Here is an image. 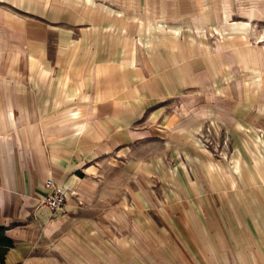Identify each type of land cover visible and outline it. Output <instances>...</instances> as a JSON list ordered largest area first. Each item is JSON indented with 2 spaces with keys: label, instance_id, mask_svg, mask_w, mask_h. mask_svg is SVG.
I'll use <instances>...</instances> for the list:
<instances>
[{
  "label": "rangeland",
  "instance_id": "obj_1",
  "mask_svg": "<svg viewBox=\"0 0 264 264\" xmlns=\"http://www.w3.org/2000/svg\"><path fill=\"white\" fill-rule=\"evenodd\" d=\"M107 4L120 7L106 2L91 6L84 0H0V99H14L18 90L29 110L31 93H38L40 100L47 94L48 99L56 97L55 91L48 93L38 83L73 84L69 75L84 70L103 74L104 79L112 76L123 90L131 88L135 99L145 96L149 101L135 109L138 114L131 128L149 130L129 140V147L120 145L111 155L105 154L97 170L107 181L104 195L117 201L114 226L129 235L135 228L130 214L145 207L151 217L146 223L156 242L159 227L172 235L177 227L196 232L206 211H222L223 205L212 204V197L224 195V180L235 185L249 177L264 182V63L259 59L264 53V23L250 22L256 36L263 34L257 39L239 24L232 28L228 14L221 19L213 16L207 27L162 20L150 33L142 5L134 13L124 10L118 19L107 15ZM135 15L138 20L132 25ZM114 45L118 59L102 63L94 59L99 51L106 53ZM129 55L135 59L128 60ZM155 62L158 68H153ZM100 64L103 70L94 72ZM171 78L176 85L169 83ZM88 83L93 82L89 79ZM240 84L248 88L245 99L239 97ZM144 87H150L151 97ZM75 104L70 107L73 111L92 110L91 103ZM70 108L55 102L39 111L53 120L71 112ZM259 183L244 189L263 197ZM263 206L258 204L262 211ZM55 230L61 233L62 227L47 228L32 256L28 248L25 264L102 261L91 242L94 237L73 236L76 242H64L62 234H52ZM168 238L174 243L172 236ZM110 259L103 261L117 264Z\"/></svg>",
  "mask_w": 264,
  "mask_h": 264
},
{
  "label": "crops",
  "instance_id": "obj_2",
  "mask_svg": "<svg viewBox=\"0 0 264 264\" xmlns=\"http://www.w3.org/2000/svg\"><path fill=\"white\" fill-rule=\"evenodd\" d=\"M84 1H89L91 6L96 2L116 4L115 0ZM116 5L120 7L107 4L106 12L118 19L124 10L134 13L142 5L150 33L161 26L162 20L168 24L179 21L192 27H207L213 16L221 19L227 14L231 27L239 24L246 33L251 30L254 34L250 22L264 23V0H118ZM232 16L245 21L234 20ZM134 18L132 25L138 16ZM254 35L256 39L263 36ZM130 55L128 60L132 58ZM118 58L115 45L111 51L94 55L101 63L103 59ZM259 59L264 63V53L259 54ZM102 65L93 71H102ZM156 65L159 67L155 62L153 68ZM43 70L39 75L44 74ZM89 79L93 83H88ZM71 80L73 84L38 83V88L44 87L48 93L55 91L56 97L48 99L47 94L40 100L38 93L36 96L31 93L29 110L18 90L14 99H0V225L6 227L7 236L14 241L6 256L7 264H25L23 258L28 248L32 256L42 245L46 229L55 225L61 226L62 231L55 230L52 234H62L64 242L73 243V236L94 237L91 242L102 260L96 264H105V258L117 264H264V206L263 211L258 207L264 205V196L248 194L244 189L259 183L251 177L236 185L224 180L222 185L227 186V191L212 197V204L223 205L222 211L214 208L206 211L204 223L197 225L196 232L177 227L172 235L166 227H159L156 242L152 239V227L146 223L150 221V213L144 207L138 214H130L135 228L129 230V235L119 233L112 217V213H118L115 211L118 207H113L117 201L112 195H104L103 185L107 181L97 175V170L105 154L111 155L120 145L129 147V140L149 130L131 128L138 114L135 109L143 108L148 99L143 95L135 99L134 91L129 87L123 90L122 84L112 76L104 79L103 74L84 70L78 75L73 71L69 75ZM169 83L175 81L171 78ZM144 90L151 89L144 87ZM247 91V86L240 84L239 97L245 99ZM55 102L63 108L72 107L73 102H76L73 107L91 103L92 110L82 113V108L76 111L70 108L71 112L53 120L41 116L39 108L50 107ZM48 178H53L66 194V205L58 213L41 205V199L50 191L46 186ZM109 183L113 186V182ZM259 184L262 193L264 182ZM232 186L234 190H230ZM168 235L174 238V243Z\"/></svg>",
  "mask_w": 264,
  "mask_h": 264
},
{
  "label": "built area",
  "instance_id": "obj_3",
  "mask_svg": "<svg viewBox=\"0 0 264 264\" xmlns=\"http://www.w3.org/2000/svg\"><path fill=\"white\" fill-rule=\"evenodd\" d=\"M46 186L50 191L41 199V205L47 207L52 213L62 211L66 205V194L53 178H48Z\"/></svg>",
  "mask_w": 264,
  "mask_h": 264
},
{
  "label": "trees",
  "instance_id": "obj_4",
  "mask_svg": "<svg viewBox=\"0 0 264 264\" xmlns=\"http://www.w3.org/2000/svg\"><path fill=\"white\" fill-rule=\"evenodd\" d=\"M14 247V241L6 234V227L0 225V264H7L6 256Z\"/></svg>",
  "mask_w": 264,
  "mask_h": 264
},
{
  "label": "bare ground",
  "instance_id": "obj_5",
  "mask_svg": "<svg viewBox=\"0 0 264 264\" xmlns=\"http://www.w3.org/2000/svg\"><path fill=\"white\" fill-rule=\"evenodd\" d=\"M261 41V40H260Z\"/></svg>",
  "mask_w": 264,
  "mask_h": 264
}]
</instances>
